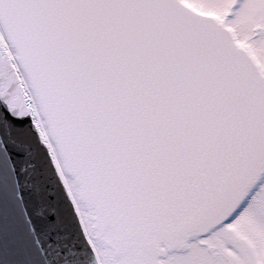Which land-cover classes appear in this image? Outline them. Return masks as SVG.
I'll use <instances>...</instances> for the list:
<instances>
[{
	"label": "snow or ice",
	"instance_id": "6c2138e0",
	"mask_svg": "<svg viewBox=\"0 0 264 264\" xmlns=\"http://www.w3.org/2000/svg\"><path fill=\"white\" fill-rule=\"evenodd\" d=\"M0 264H264V0H0Z\"/></svg>",
	"mask_w": 264,
	"mask_h": 264
}]
</instances>
